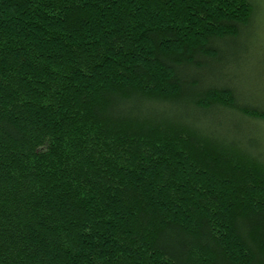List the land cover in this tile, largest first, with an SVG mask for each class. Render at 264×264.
<instances>
[{
	"label": "trees",
	"instance_id": "trees-1",
	"mask_svg": "<svg viewBox=\"0 0 264 264\" xmlns=\"http://www.w3.org/2000/svg\"><path fill=\"white\" fill-rule=\"evenodd\" d=\"M254 11L0 0V264H264Z\"/></svg>",
	"mask_w": 264,
	"mask_h": 264
},
{
	"label": "rangeland",
	"instance_id": "rangeland-1",
	"mask_svg": "<svg viewBox=\"0 0 264 264\" xmlns=\"http://www.w3.org/2000/svg\"><path fill=\"white\" fill-rule=\"evenodd\" d=\"M253 2L255 4L253 27L242 34L247 36L249 32L250 35L248 41L241 44L242 48L243 45L246 47L247 54L242 63L245 61L243 65L247 64L239 78V84L249 90L251 96H256V99L262 100L264 103V0H253ZM243 36L241 39L244 40ZM236 46L240 50L239 42L236 43ZM248 96L250 95L248 94Z\"/></svg>",
	"mask_w": 264,
	"mask_h": 264
}]
</instances>
